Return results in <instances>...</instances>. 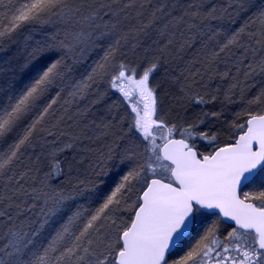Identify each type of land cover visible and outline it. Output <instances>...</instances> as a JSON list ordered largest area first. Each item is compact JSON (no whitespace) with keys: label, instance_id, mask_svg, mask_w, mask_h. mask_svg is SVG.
<instances>
[{"label":"snow or ice","instance_id":"snow-or-ice-1","mask_svg":"<svg viewBox=\"0 0 264 264\" xmlns=\"http://www.w3.org/2000/svg\"><path fill=\"white\" fill-rule=\"evenodd\" d=\"M138 3L143 9L144 0H10V6L0 8V42L11 39L27 25L56 23L54 34L37 41L28 53V82L20 90L10 83L0 88L4 93L0 100V142L13 137L6 150H0V178L12 171L38 136L46 133L54 144L57 141L56 133L47 131L45 125L50 117H55L57 123L64 119L57 115L55 106L62 91L59 82L70 71L68 61L83 59V53L116 37L87 75L74 83L64 101L71 105L108 74L122 42L151 27L153 19L119 31L128 19L127 10ZM165 7L161 5L151 14L170 16L160 30L162 36L169 35L159 49L161 54L173 43L171 37L177 35L174 30L169 32L170 26L182 24L181 36L197 30L205 33L207 41H215L219 33L205 23L218 18L215 7L205 12L202 4L193 0L178 17L165 12ZM136 15L142 16L143 12L137 11ZM234 48L243 57L235 62L237 73L241 65L245 77L257 71L264 73V7L217 42L200 66L209 71L221 54ZM158 64L154 60L137 75L135 68L120 63L111 77V87L134 114L130 127L144 144L143 152H137L133 145L122 147L119 140L106 145V152L94 166V175L102 177L103 165L112 161L116 149H120L114 167L126 170L122 178L97 207L78 209L61 220L55 218L72 197L49 186L50 175L59 179L62 174L59 162L55 171L50 168L30 192L45 205L38 221L25 230L12 215L0 212V217H6L7 229L0 237V264H264V183L253 191L245 190L256 183L257 173H264V109L237 114L246 119L242 123L233 121L231 142L207 154L200 152L195 139L212 143L216 135L195 132L196 123L169 124L157 115L160 86L151 78ZM200 75V68L193 67L184 79L195 81ZM182 87L184 95L189 96L191 87L187 83ZM53 91L54 96L50 94ZM192 98L197 103L207 102L203 96ZM248 104L264 105V91ZM107 128L104 125L98 131L103 135ZM72 147L68 143L54 151ZM28 174L24 172L17 178L13 196L24 193L21 181ZM79 185L75 195L85 196V181H79ZM15 208L18 214L30 211L20 205ZM121 212L129 213V218L124 220ZM212 216L217 220L208 224L194 243L182 247L188 239L189 225L198 218ZM220 218L232 223L223 237L219 235Z\"/></svg>","mask_w":264,"mask_h":264},{"label":"trees","instance_id":"trees-1","mask_svg":"<svg viewBox=\"0 0 264 264\" xmlns=\"http://www.w3.org/2000/svg\"><path fill=\"white\" fill-rule=\"evenodd\" d=\"M197 2L202 4L205 12L212 7L217 10L218 18L205 22L219 33L215 41H207L205 33L197 30L184 32L181 36L179 33L183 31L182 24L170 26L169 32L174 30L177 35L171 37L173 43L161 54L159 49L169 39V35L162 36L160 30L168 23L170 16L157 12L156 17H152V12L165 5V12L178 17L189 4L193 3V0H144L143 9H140L138 3L136 7L127 10L128 19L121 23L119 31L136 28L141 23H147L149 19H153L154 23L145 32L130 36L127 41L122 42L108 74L96 82L95 93L89 98L88 92L86 96L71 105L65 104L64 101L68 98L74 83L87 75L116 37L101 41L94 48L83 53V59L68 61L70 71L59 82L58 86L62 91L55 106L57 115L63 116L64 119L57 123L55 117H50L49 123L45 125L47 131L56 133L58 139L54 144L52 137L47 136L46 133L38 136L34 145L24 151L20 162L12 171L0 178V196L3 197L0 199V212L12 215L16 223L25 230L33 222L38 221L41 209L45 208V205L41 200L30 195L31 189L42 176L49 173L50 168L55 171L58 162L62 174L59 179L55 175H50L48 184L56 192H63L65 195H71L72 198L64 202L56 220L64 219L81 208L94 209L119 182L126 171L118 165L114 167L115 156L119 155L120 149H116L112 161L103 165V176L99 179L94 175V166L99 161L101 153L106 152L105 146H111L113 140H119L122 147L133 145L137 152H142L144 149L141 139L131 134L128 104L124 99L123 104L113 99V93L118 91L111 87V77L118 70L120 63L135 68L139 75L149 63L158 60V67L151 80L160 86L158 90L160 103L157 108L159 117L169 124L186 126L189 123H196L195 132L206 131L210 135H216L217 145L231 142L233 130L230 126L233 121L242 123L246 119L245 116L238 117L237 114L246 111L256 113L264 109V105L248 104L249 100L264 91V73L257 71L245 77L243 65L240 66L241 71L237 73L235 62L243 58L239 49L234 48L230 52L221 54L209 71H204L199 63L210 54L217 42L224 39L226 34L241 27L254 12L264 7V0H197ZM12 3H15V0H12ZM5 6H10V0H0V8ZM137 11H142L143 15L137 17ZM2 18L0 14V19ZM55 27V22L48 25H27L11 39L0 42V70H2L0 88H6L10 83L16 90H20L28 82V77L25 75L28 53L36 47L37 41L53 35ZM259 55L260 53L257 57ZM193 67H199L201 75L195 81L191 79L185 81L184 77L189 75V69ZM225 72L228 73L227 76L223 75ZM107 82L110 83L109 88ZM185 83L192 89L189 96L184 95L182 86ZM50 94L54 96L55 92ZM3 96V91H0V100ZM193 96H203L207 102L197 103ZM212 113L217 115L213 116ZM198 120H202L203 123H198ZM104 125H108V128L101 135L98 129H104ZM12 139L13 137H9L8 141L0 142V150H6ZM196 142L195 140L194 143ZM68 143L73 145L71 149L59 153L54 151L55 147ZM199 151L203 152L201 147ZM24 172H29L21 181L24 193L13 196L16 180ZM79 181H85L87 185L84 188L85 196L75 195L81 188ZM93 184L95 187L92 186ZM15 205L29 208L30 211L27 215L18 214ZM119 215L127 220L130 214L121 212ZM6 230V217H0V237ZM2 243L3 240L0 239V244Z\"/></svg>","mask_w":264,"mask_h":264},{"label":"rangeland","instance_id":"rangeland-1","mask_svg":"<svg viewBox=\"0 0 264 264\" xmlns=\"http://www.w3.org/2000/svg\"><path fill=\"white\" fill-rule=\"evenodd\" d=\"M109 85H110V83L109 82H107V87L109 88ZM95 88H96V85H94L93 86V88L91 89V91H89V98H90V96H92L94 93H95ZM114 94V98L113 99H117V100H119L120 101V103L121 104H123L124 103V100H123V97H122V95L121 94H119V93H116V92H114L113 93ZM127 103V102H126ZM128 104V103H127ZM127 111H128V113L130 114V116H129V125H131V123H132V121L134 120V114L131 112V108H130V105L128 104V107H127ZM158 115V114H157ZM159 116V115H158ZM129 128H130V130H131V127L129 126ZM199 132V131H198ZM131 134H133V135H135L134 133H133V131L131 130ZM210 135V134H209ZM138 139H139V137L137 136V135H135ZM177 136H179V135H177ZM211 136V135H210ZM197 142L196 143H194L195 144V146L198 148H202V151H203V153L204 152H211L212 150H213V148L214 147H218V146H220V145H217V141H214V142H212V143H209L208 141H206V140H204V139H202V138H199L198 137V139L196 138L195 139ZM158 143H159V141H158ZM142 152H143V150H142ZM201 152V151H200ZM256 183L254 184V185H252V186H250V187H248V188H246L245 190L246 191H253V190H255L256 188H258L259 187V185L261 184V183H264V173H260L256 178Z\"/></svg>","mask_w":264,"mask_h":264},{"label":"flooded vegetation","instance_id":"flooded-vegetation-1","mask_svg":"<svg viewBox=\"0 0 264 264\" xmlns=\"http://www.w3.org/2000/svg\"><path fill=\"white\" fill-rule=\"evenodd\" d=\"M213 220H217V217L212 216L208 219L198 218L193 222L192 229L188 234V239L185 241V245L182 247H186L187 245L194 243L196 239H198L199 235L203 233L204 229L210 224ZM232 227V223L224 221L222 218L219 220V235L223 237Z\"/></svg>","mask_w":264,"mask_h":264},{"label":"water","instance_id":"water-1","mask_svg":"<svg viewBox=\"0 0 264 264\" xmlns=\"http://www.w3.org/2000/svg\"><path fill=\"white\" fill-rule=\"evenodd\" d=\"M176 138L178 139V138H180V137H179V136H176ZM221 146H223V145H221ZM258 174H259V173L256 174V177L258 176ZM256 177H255V178H256ZM222 219H223V218H222ZM223 220H224V219H223ZM224 221H225V220H224ZM226 222L231 223L230 221H226ZM192 226H193V223L189 225V229H188L187 235L190 233V231H191V229H192Z\"/></svg>","mask_w":264,"mask_h":264}]
</instances>
